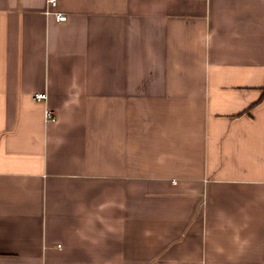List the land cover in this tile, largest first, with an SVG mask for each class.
Instances as JSON below:
<instances>
[{
	"label": "crops",
	"instance_id": "crops-1",
	"mask_svg": "<svg viewBox=\"0 0 264 264\" xmlns=\"http://www.w3.org/2000/svg\"><path fill=\"white\" fill-rule=\"evenodd\" d=\"M0 264H264V0H0Z\"/></svg>",
	"mask_w": 264,
	"mask_h": 264
},
{
	"label": "built area",
	"instance_id": "built-area-1",
	"mask_svg": "<svg viewBox=\"0 0 264 264\" xmlns=\"http://www.w3.org/2000/svg\"><path fill=\"white\" fill-rule=\"evenodd\" d=\"M48 3L51 7H56L57 6V0H48ZM54 16L58 22H65L68 20V16L65 13L62 12H54ZM34 99L36 101H44L46 99L45 94H36L34 95ZM45 117L48 121H55L56 116L51 110H46L45 111Z\"/></svg>",
	"mask_w": 264,
	"mask_h": 264
}]
</instances>
